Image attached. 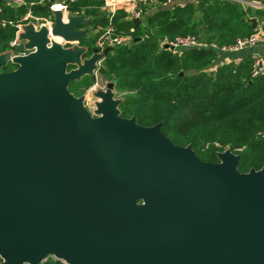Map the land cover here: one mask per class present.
<instances>
[{
    "label": "water",
    "instance_id": "water-1",
    "mask_svg": "<svg viewBox=\"0 0 264 264\" xmlns=\"http://www.w3.org/2000/svg\"><path fill=\"white\" fill-rule=\"evenodd\" d=\"M51 15L0 53V264H264V165L241 173L229 149L202 161L121 117L113 82L93 117L69 85H96L112 48L68 70L92 19Z\"/></svg>",
    "mask_w": 264,
    "mask_h": 264
},
{
    "label": "trees",
    "instance_id": "trees-1",
    "mask_svg": "<svg viewBox=\"0 0 264 264\" xmlns=\"http://www.w3.org/2000/svg\"><path fill=\"white\" fill-rule=\"evenodd\" d=\"M24 1L23 6H11L0 0V21L13 24L0 25V52L9 48L17 27L31 21L23 19L27 11L37 18L52 16L48 6L38 0ZM100 6L102 0H76L70 7ZM88 10L93 28L109 23L107 17H95ZM252 16L264 17V12L251 13L249 7L234 2L206 0L196 9L174 6L147 16L131 32L132 22L114 17L111 23L116 32L126 30L133 38L129 45L113 47L107 53L98 67L97 80H110L106 82H113L124 93L118 106L121 117L134 116L142 126L160 123L161 132L173 144L191 145L202 161L218 162L217 153L229 149L240 156L237 168L241 173L259 170L264 165V75L251 77V55L238 63L218 65L211 50L172 52L160 45L164 38L198 33L209 35L208 42L228 45L255 32ZM92 37L95 42L93 33ZM13 69L9 64L2 72ZM42 264L63 263L49 258Z\"/></svg>",
    "mask_w": 264,
    "mask_h": 264
},
{
    "label": "built area",
    "instance_id": "built-area-1",
    "mask_svg": "<svg viewBox=\"0 0 264 264\" xmlns=\"http://www.w3.org/2000/svg\"><path fill=\"white\" fill-rule=\"evenodd\" d=\"M8 5L11 6H23L25 5L24 0H6ZM76 0H38V4L48 6L50 12L61 11L63 14V21L66 22V15L71 13V4ZM104 6L109 12V23L106 26L97 25L93 28V34L95 35L94 46L98 51L102 52L105 48H113L117 46L128 45L132 38L126 36L125 34L117 33L111 23V20L115 14L116 8L120 5H128L134 10V16L139 17L140 11L137 7L141 4H150L156 2H173L176 0H104ZM236 3L247 6L250 3L244 2L242 0H233ZM33 3H31L32 5ZM1 12V7H0ZM24 21L31 20L36 27L41 24L46 25L49 29L51 28L53 21L52 16L50 18H37L31 15L30 11H27L24 15ZM0 25L5 27L7 25H13L12 22L2 19ZM19 31V26L15 33V37L9 42L8 47L14 48L18 42L16 40V35ZM167 49L172 52H179L187 49H205L218 51L222 53H236L242 51L246 48L264 47V29L259 27L254 33L249 36L239 37L235 41L228 45H217L214 43L207 44L204 41L199 40L194 35H180L168 39L165 42ZM260 75H264V60L257 56L252 57L251 66V77L255 78ZM240 150V149H239Z\"/></svg>",
    "mask_w": 264,
    "mask_h": 264
},
{
    "label": "crops",
    "instance_id": "crops-1",
    "mask_svg": "<svg viewBox=\"0 0 264 264\" xmlns=\"http://www.w3.org/2000/svg\"><path fill=\"white\" fill-rule=\"evenodd\" d=\"M203 1H206V0H176V1H173L170 3L161 1V2L150 3V4H141L137 7V10L140 11V15L138 17L140 19V23H139L138 27L143 25L142 24L143 20L147 16L154 15L155 13L161 12V11H170L173 9L174 6L191 5V6H193V8L196 9V7L198 6V3L203 2ZM213 1L234 2L233 0H213ZM242 1L250 3L247 6L242 5V7L243 8L249 7L251 9V13H254L255 11H260V12L263 11L264 12V0H242ZM104 2L105 1L102 0V6H100L98 8L86 7V8L78 9L77 7H75V8H70V9H71V12L73 14H76V15L85 13L87 18L90 16L86 12V9H89L88 11L93 13L92 15H94L95 17H99V16L107 17L109 20V12H108L107 8L104 6ZM234 3H236V2H234ZM114 17L118 18L119 22H132V24H133V19L136 18L134 16L133 8H131L128 5L118 6L116 8V11H115L113 18ZM253 19L255 20V27H254L255 30L259 27H262L264 29V17L252 16L251 20H253ZM87 27L89 28L88 30L92 31L93 27L91 25H88ZM113 27H114L115 31H117V28L114 25H113ZM136 29L134 28V24H133V28H131L129 30V32L136 30ZM118 33L125 34L126 36L133 38L126 30H120V31H118ZM167 40H168V38H164L162 40L161 46L163 48H164L165 42ZM213 52H215V62L218 65H223V64H226L228 62L238 63L242 59H244L247 55H251V58L253 56L258 55L259 57H261L264 60V47L246 48V49L239 51V52H236V53H222V52H218V51H213Z\"/></svg>",
    "mask_w": 264,
    "mask_h": 264
},
{
    "label": "rangeland",
    "instance_id": "rangeland-1",
    "mask_svg": "<svg viewBox=\"0 0 264 264\" xmlns=\"http://www.w3.org/2000/svg\"><path fill=\"white\" fill-rule=\"evenodd\" d=\"M80 15H83L85 18H87L85 13L78 14V16H80ZM87 26L88 25H86V26H76V28H75L77 31L85 30L86 31L85 35L87 36V38H83L81 40L73 42V43H76V45H73V43H66V45H65V48H72L73 46L77 47V44L80 45L79 44L80 41H82L84 43V45H81V46L78 47V49L83 53L81 55V57H80L79 64L69 67L68 70L79 68V67L83 66L85 63L89 62V60H91V58H92V49H93V46H94L93 45L94 38L92 37L93 29H92V31L88 30L89 28ZM187 35H194L199 40L204 41L207 44L214 43V44L218 45V43L215 42V41H213V42H208L207 41L209 35H205L204 36V35H202V33L187 34ZM129 44H130V42H129ZM85 47H87V49ZM87 77H89V76H84L79 82H72L69 85V90L75 96L83 98L86 110L93 117H95V102L98 101L99 94H100L97 89L104 90L105 82L106 81H110V80H106V81H103V82L97 80V84L96 85H91V82H89ZM114 93L118 94V95H115V98H117V99L120 98L121 95H124V93L118 92L115 88H114ZM132 117H134V116H132Z\"/></svg>",
    "mask_w": 264,
    "mask_h": 264
},
{
    "label": "bare ground",
    "instance_id": "bare-ground-1",
    "mask_svg": "<svg viewBox=\"0 0 264 264\" xmlns=\"http://www.w3.org/2000/svg\"><path fill=\"white\" fill-rule=\"evenodd\" d=\"M56 41H60V40H56Z\"/></svg>",
    "mask_w": 264,
    "mask_h": 264
}]
</instances>
